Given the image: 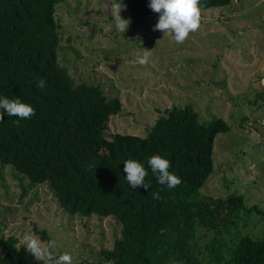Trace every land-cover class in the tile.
<instances>
[{
	"label": "trees",
	"instance_id": "16d2710c",
	"mask_svg": "<svg viewBox=\"0 0 264 264\" xmlns=\"http://www.w3.org/2000/svg\"><path fill=\"white\" fill-rule=\"evenodd\" d=\"M59 1L0 0V98H19L35 109L29 119L4 113L0 167L11 166L28 187L48 183L67 213L115 218L118 236L99 251L98 264H201L197 230L202 228L222 234L231 228L236 239L229 250L223 240H217L216 248L215 238L203 242L209 253L217 250L208 264H264V235L253 238L236 231L238 212L246 209L242 195L213 199L199 194L212 171L214 137L228 124L219 117L198 122L191 107L173 105L163 109L144 136L105 135L108 117L120 110V101L107 98L99 85H73L58 65L54 6ZM230 2L201 0L200 8ZM122 3L132 27L153 13L149 0ZM40 79L44 89L37 87ZM153 155L170 161L169 172L182 181L178 186L168 189L157 182L148 164ZM128 159L145 167V183L151 187L129 186ZM41 234L44 238V230ZM15 243L12 236H0V264H37Z\"/></svg>",
	"mask_w": 264,
	"mask_h": 264
},
{
	"label": "rangeland",
	"instance_id": "374dc122",
	"mask_svg": "<svg viewBox=\"0 0 264 264\" xmlns=\"http://www.w3.org/2000/svg\"><path fill=\"white\" fill-rule=\"evenodd\" d=\"M117 2L55 4L58 65L73 85H99L107 98L118 97L120 110L108 117L105 135L144 136L163 109L173 105L191 107L198 122L223 119L229 129L214 137L212 171L199 194L213 199L241 194L247 210L238 212L236 231L263 236L264 0H231L201 9L199 30L182 44L172 34L153 30L159 19L154 12L120 33L111 12ZM121 17L129 20L125 11ZM143 47L152 50L147 66L137 63ZM118 231L115 218L67 213L48 183L28 187L11 166L0 167V236L14 237L16 247L24 248L23 236L34 233L44 242L54 240L56 254L69 253L72 264H98L99 251L110 247ZM233 234L231 228L225 234L197 230L201 264L217 253V240L229 250ZM213 238L215 248L209 253L201 244Z\"/></svg>",
	"mask_w": 264,
	"mask_h": 264
},
{
	"label": "clouds",
	"instance_id": "9594fccd",
	"mask_svg": "<svg viewBox=\"0 0 264 264\" xmlns=\"http://www.w3.org/2000/svg\"><path fill=\"white\" fill-rule=\"evenodd\" d=\"M201 0H149L148 7L159 14V19L154 26V31L172 34L174 40L178 44H182L190 35L197 32L201 26ZM126 10V5L120 2L112 4L111 12L115 23V28L120 33H125L129 27L130 20L123 19L121 12ZM152 50L143 47V52L137 55V63L147 66L150 60ZM46 82L40 79L37 82L39 89H44ZM0 122H3L4 113L9 116H16L20 119H29L35 115V109L22 102L19 98L10 100L8 98H0ZM19 126V120L15 121ZM148 164L152 172L156 175L157 182L160 185H166L168 189L175 188L182 181L181 179L169 172L171 167L170 161L159 155H153L149 158ZM91 167V165L89 166ZM124 172L126 180L132 189L143 186L148 189L150 184L145 183L147 171L145 167L134 159H128L124 162ZM163 190V189H161ZM154 199H159V192L152 193ZM22 243L25 249L30 253L36 261L43 264H72V256L65 252L57 255L55 252L56 242L54 240L44 242L34 233H26L23 236ZM172 264H180L175 260Z\"/></svg>",
	"mask_w": 264,
	"mask_h": 264
}]
</instances>
